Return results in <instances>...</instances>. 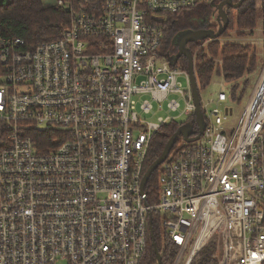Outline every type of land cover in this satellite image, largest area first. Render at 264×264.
Segmentation results:
<instances>
[{
	"label": "built area",
	"instance_id": "built-area-1",
	"mask_svg": "<svg viewBox=\"0 0 264 264\" xmlns=\"http://www.w3.org/2000/svg\"><path fill=\"white\" fill-rule=\"evenodd\" d=\"M213 3L54 0L68 17L56 39L29 50L0 35V264H139L153 214L172 264L207 248L215 264H264V66L237 120L234 83L220 79L206 102L197 86L202 135L177 137L155 203L152 176L141 188L152 140L174 120L147 122L154 105H183L178 127L197 136L162 23Z\"/></svg>",
	"mask_w": 264,
	"mask_h": 264
},
{
	"label": "trees",
	"instance_id": "trees-1",
	"mask_svg": "<svg viewBox=\"0 0 264 264\" xmlns=\"http://www.w3.org/2000/svg\"><path fill=\"white\" fill-rule=\"evenodd\" d=\"M226 0H214L213 4L199 5L189 10H185L175 15H168L162 23L163 40L161 55L171 58V51L177 53V48L173 44L174 39L187 31H199L207 28L204 20L206 13L213 14L217 5ZM237 3L239 0H229ZM204 6L199 10V7ZM209 10V11H208ZM228 18L226 31L217 40L198 39L188 42L185 48L193 58L194 78L198 89L204 90L214 76H220L231 87V96L235 99V94L243 96L251 86V78L254 73L264 65V58L258 62L255 53L249 46L236 43L221 44V38H228L229 32L233 28L238 30H251L256 27L259 17L264 21V0H245L242 6L234 10L226 7L224 9ZM67 15L60 8L53 5H43L42 0H5L4 5H0V35L8 38L21 39L25 42L29 50L37 45L54 40L58 37L62 27L67 23ZM209 43L208 45H205ZM217 57L221 58L220 65L216 64ZM187 71L188 60L181 56L176 65ZM251 77V78H250ZM241 81V83H239ZM243 88V89H242ZM239 97V96H238ZM241 98V97H240ZM178 125L170 124L163 127L153 138L150 149L146 156L144 170L161 155L169 138L176 132ZM157 171L153 173L147 183L149 192L148 202L155 203L157 195ZM159 216L152 215V234L149 229L146 236V249L139 264H158L154 252L156 246L160 257V264H172L176 254L175 247L166 239L159 227ZM209 248L204 250L192 264H215L211 260Z\"/></svg>",
	"mask_w": 264,
	"mask_h": 264
},
{
	"label": "rangeland",
	"instance_id": "rangeland-1",
	"mask_svg": "<svg viewBox=\"0 0 264 264\" xmlns=\"http://www.w3.org/2000/svg\"><path fill=\"white\" fill-rule=\"evenodd\" d=\"M53 2L54 0H42L43 5L45 6L51 5ZM258 6H259V0H257V7ZM203 7L204 6L199 7V10H202L201 8ZM218 18L219 17L217 16L216 9H214V12L212 15L211 14L209 15L208 13H206L204 16V20H206L207 22V28L205 27L204 29H202V31L216 32V29L221 26V23ZM219 41L221 44L236 43V44H240L243 46H249L250 49L252 50V53H255L258 62H261L264 58V21L261 17H259L256 27L251 30H238L237 28H233L229 32L228 38L226 39L221 38ZM208 44L209 43H206L205 45H208ZM171 52H172L171 55L175 56V53L173 51ZM214 60L216 61L217 65H220L221 58L217 57ZM261 71H262L261 68L260 70L258 69L254 73L252 78L250 77L251 86L247 89L246 93L243 96L239 95L236 101L233 102L234 104H230L228 101L226 102V105H228L229 107H232L233 109V115H232V118H230V120L232 119L237 120L238 117L241 115L243 107L246 105L250 97L251 91L253 90L252 88L255 85V82L257 81V78ZM218 82H220V78L214 76L210 84L204 90L200 91V97L202 98L204 102H206L209 99L210 95L217 94V92L219 91L218 85H217ZM239 83H241V81ZM182 108H183V105L180 108V110L172 113V112H168L166 103L161 104L160 107L154 105L153 112L150 115H147L145 119L149 123H157L158 118H170V119L174 118L171 124H176V125L184 124L187 122L188 118H186L185 116L179 115ZM219 109L222 110L223 107L220 106ZM211 255H210L211 260H214ZM59 264H64V263H59Z\"/></svg>",
	"mask_w": 264,
	"mask_h": 264
},
{
	"label": "water",
	"instance_id": "water-1",
	"mask_svg": "<svg viewBox=\"0 0 264 264\" xmlns=\"http://www.w3.org/2000/svg\"><path fill=\"white\" fill-rule=\"evenodd\" d=\"M244 1L245 0H239V2H237V3H232L231 1L226 0V1L220 2L217 5V7H216L217 16L219 17L218 19L221 23V26L219 27L217 32H206V31H202V30L187 31V32H183L182 34H180L179 36H177L174 39L173 44L177 47L178 52L175 56H172L171 58H169V63L171 66H175L178 58L181 56L187 58V60H188L187 73H188L189 78H190L191 91H192L193 101H194V105H195V122H196V126H197V136H195L194 138H191V139L188 138V136L191 134V128L189 126H184V127L178 128L176 130V132L169 138V140L166 143L161 155L146 170V172L143 176L142 182H141V188L142 189H143L144 185L147 183V181L149 180V178L152 176V174L155 172V170L158 168V166H160L164 162V160L166 159L167 155L169 154L172 146L174 145V143H175V141L179 135L183 136L186 141L191 142V141L197 140L203 133L204 124H203V119H202L200 102H199V98H198L197 85H196V81L194 78L193 58H192V55L190 54V52L185 48V45L188 42L195 41L198 39L217 40L218 38H220L222 36V34L226 31V29L228 27V23H229L228 18L226 16V13L224 12V7H229V8H232L234 10H237L242 6ZM4 4H5V0H1L0 5H4ZM149 231L152 234V218H151V215H149ZM154 252L156 255L157 263L160 264L161 263V257H160V254H159L155 245H154Z\"/></svg>",
	"mask_w": 264,
	"mask_h": 264
},
{
	"label": "flooded vegetation",
	"instance_id": "flooded-vegetation-1",
	"mask_svg": "<svg viewBox=\"0 0 264 264\" xmlns=\"http://www.w3.org/2000/svg\"><path fill=\"white\" fill-rule=\"evenodd\" d=\"M225 8H226V7H224V9H225ZM218 29H219V28L216 29V32H217ZM176 48H177V47H176ZM177 52H178V49H177ZM176 54H177V53H176ZM176 54H175V55H176Z\"/></svg>",
	"mask_w": 264,
	"mask_h": 264
},
{
	"label": "crops",
	"instance_id": "crops-1",
	"mask_svg": "<svg viewBox=\"0 0 264 264\" xmlns=\"http://www.w3.org/2000/svg\"><path fill=\"white\" fill-rule=\"evenodd\" d=\"M215 77H218V78H220V79H222V77H220V76H215ZM259 77V76H258ZM258 79V78H257Z\"/></svg>",
	"mask_w": 264,
	"mask_h": 264
},
{
	"label": "bare ground",
	"instance_id": "bare-ground-1",
	"mask_svg": "<svg viewBox=\"0 0 264 264\" xmlns=\"http://www.w3.org/2000/svg\"><path fill=\"white\" fill-rule=\"evenodd\" d=\"M263 79H264V75H263ZM264 82V81H263ZM263 85H264V83H263Z\"/></svg>",
	"mask_w": 264,
	"mask_h": 264
}]
</instances>
